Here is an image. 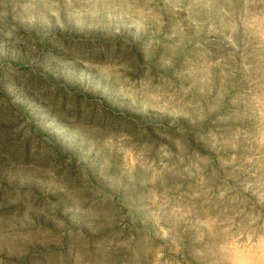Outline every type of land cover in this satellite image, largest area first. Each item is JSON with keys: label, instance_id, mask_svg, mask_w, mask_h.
Listing matches in <instances>:
<instances>
[{"label": "rangeland", "instance_id": "1", "mask_svg": "<svg viewBox=\"0 0 264 264\" xmlns=\"http://www.w3.org/2000/svg\"><path fill=\"white\" fill-rule=\"evenodd\" d=\"M0 264H264V0H0Z\"/></svg>", "mask_w": 264, "mask_h": 264}]
</instances>
